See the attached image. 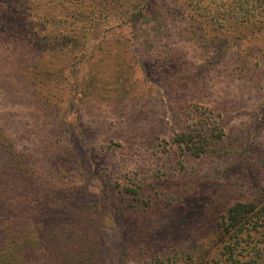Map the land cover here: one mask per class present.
<instances>
[{"label": "rangeland", "instance_id": "obj_1", "mask_svg": "<svg viewBox=\"0 0 264 264\" xmlns=\"http://www.w3.org/2000/svg\"><path fill=\"white\" fill-rule=\"evenodd\" d=\"M91 1L90 17L81 21L66 15L77 11L76 1L51 5L53 22L62 26L58 38L80 37L82 51L65 46L56 55L57 66H50L54 25L37 15L30 20L47 34L39 33L42 37L37 39L46 52L38 60L36 54L14 57L13 62L25 71L10 68L0 75L1 183L18 175L21 166L14 159L20 154L27 171L20 173L22 179L32 180L43 198L56 200L57 188L67 189V205L60 210L47 207L41 225L48 222L68 231L85 211L91 220L90 245L101 264H144L150 258V264H228L219 254L227 238L218 229L219 216L241 200L240 194L259 186L264 189V166L257 176L240 159L235 165L222 162L223 175L214 170L208 171L209 177L188 174L178 179L182 187L187 186L181 201L158 203L133 215L126 200L99 173V148L115 142L134 146L142 132L163 136L175 127L174 121L183 120L177 109L196 105L217 114L214 120L227 150L260 159L264 155V63L250 67L262 62L263 31L257 30L259 25L239 28L233 38L224 32L210 42L216 33L206 29L208 36L200 43L179 29L181 18L167 8L190 0ZM192 2L213 14L219 7L224 10L230 0ZM37 4L48 8L42 0ZM144 5L148 17L142 14ZM161 6L166 12L163 22L161 16L152 15ZM38 10L34 12L42 9ZM137 13L141 16L134 20ZM135 29L145 30L156 46L147 49L134 43ZM158 57L170 60L167 68L157 69ZM235 57L243 61L240 68ZM253 68L259 75L255 81L250 79ZM132 166L124 162L120 168ZM245 233L241 237L249 241L252 237L253 249L260 251L257 264H264V227ZM253 249L248 245L238 258L249 260Z\"/></svg>", "mask_w": 264, "mask_h": 264}, {"label": "trees", "instance_id": "obj_2", "mask_svg": "<svg viewBox=\"0 0 264 264\" xmlns=\"http://www.w3.org/2000/svg\"><path fill=\"white\" fill-rule=\"evenodd\" d=\"M30 1L32 0H0V75L10 68L19 73L25 71L23 65L13 62L14 57L26 58L27 55L32 57V54H36L34 59L38 60L40 55L46 52L39 48L37 39L47 34H42L41 30L44 29L34 25L30 20L37 15L41 16L42 21L48 18L47 20L54 25L51 37L55 42L50 43L52 46L49 54L50 66H57L54 63L56 55L62 52L65 46H70L74 50H81L84 46L79 41L81 38L73 40L72 34L58 38L62 26L57 20L53 22L55 16H51L53 13L51 5L58 3L59 0H42L48 4L46 9L37 4L39 0ZM71 1L73 0H67ZM74 1L76 2H73V5L78 7L77 11H74V14L67 12L66 15L80 21L83 17H90L88 10L90 0ZM192 1H186L181 6L173 8L170 5L166 6L170 13L181 18L180 22L183 25L178 27L189 34L191 39L195 37V40L201 43L205 36H208L206 29L216 33L213 38L209 37L210 42L224 32L233 38L239 28L253 29L259 25L257 30L264 33V0H230L224 10L219 7L213 14H207L205 6ZM39 8L42 9L41 12H34L35 9L39 11ZM142 8L143 16L148 17L145 5ZM164 13H166L164 7L161 6L152 15L161 16L163 22L166 19ZM140 16L141 13L135 14L134 20ZM224 20L227 22L223 23ZM39 33L42 36H39ZM133 33L134 43L147 49L156 46L155 41L148 37L145 30L135 29ZM262 40L264 49V38ZM235 61L240 68L243 61L237 57ZM169 62L170 60L165 57L154 60V64L159 65L157 69L160 66L167 68ZM263 63L264 56L262 62L255 61L250 69L254 64L261 66ZM257 72L254 68L251 70L252 81L259 76ZM43 74H47V70H44ZM177 113L183 120L174 121L175 127L169 128L163 136L142 132L134 139V146L128 147L115 142L99 148L101 161L98 166L99 173L103 176L105 184L115 189L122 199L126 200V205L133 215L143 214L146 209L158 203L175 204L181 201L186 195L184 189L187 186L182 187L178 179L195 173H198L199 178L209 177V170H214L216 175L217 173L223 175L225 172L221 170L222 162L235 165L242 159L254 175L258 176L262 171L264 155L260 159L256 156L245 158L233 155L227 150L222 131L214 120L217 114H214L212 109H201L196 105L188 109L181 106ZM144 142H147V145L140 148L139 144ZM229 155L232 157L229 158ZM14 160L15 165L21 166L18 175L12 178L8 176L4 183H1L0 177V264H101L102 261L96 255L94 246L90 245L89 233L92 227L88 225L91 220H88L85 211L68 231L60 230L58 226L54 227L45 221L44 225H41L45 215L43 212L47 207L60 210L67 205V189L58 187V194L55 196L59 198L56 200L43 198L37 193L38 189L32 180H23L21 177L20 173L27 172L25 163L21 162L24 161L23 157L18 154ZM124 162H131L133 166L121 169L120 165ZM238 199L241 200L229 205L219 216L218 229L227 234L219 254L228 264H257L260 251L257 248L253 249L255 245L251 243L252 237L250 241L246 238L244 240L241 234L242 231L246 232L245 235L248 232L256 233L264 227V189L261 186L252 188L249 192L240 194ZM248 245L253 249L254 255L249 260L242 261L238 257L247 250ZM136 250L140 253V247H136ZM151 261L152 258L144 264H150Z\"/></svg>", "mask_w": 264, "mask_h": 264}]
</instances>
